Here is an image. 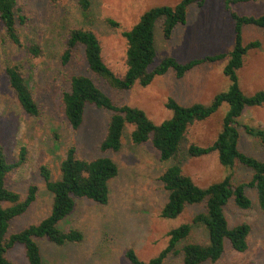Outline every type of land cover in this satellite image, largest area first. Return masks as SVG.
I'll use <instances>...</instances> for the list:
<instances>
[{"label":"rangeland","instance_id":"rangeland-1","mask_svg":"<svg viewBox=\"0 0 264 264\" xmlns=\"http://www.w3.org/2000/svg\"><path fill=\"white\" fill-rule=\"evenodd\" d=\"M89 1L91 7L85 14L73 0H16L20 15L25 17V23L17 25L20 45L12 44L4 31L0 32V147L10 162L18 159L20 148L26 150L24 163L7 177L6 187L22 199L30 186L37 188L35 201L10 223L9 234L39 224L50 213L52 196L40 175L42 166L57 180L60 163L70 147H74L77 157L83 160L101 156L99 145L105 136L110 113L87 105L81 127L72 130L64 117L60 97L69 89L73 75L90 77L113 103L142 110L154 125L172 117L166 108L169 98L183 107L197 103L210 105L216 95L229 88L223 70L233 47L234 33L224 0H206L201 8L189 7L185 24L176 26L168 40L162 35L161 22H157L154 29L156 58L152 66L167 57L182 64L220 54L226 55L225 58L204 62L180 79L169 70L147 87L135 85L123 92L110 89L87 70L81 47L73 51L68 63H62L61 55L69 32L73 29L92 31L100 43L104 63L117 77H122L126 70V44L121 32L132 28L150 9L174 7L181 0ZM232 9L240 15L259 16L264 13V0L236 4ZM107 20L117 23L119 28H112ZM243 41L260 43L258 49L247 53L242 68L237 71L240 89L248 96L264 90V32L245 27ZM33 44L41 48L40 56L34 57L27 52L26 48ZM9 66H17L23 73L39 109L37 116H29L19 107L5 76V68ZM227 110L228 105L223 104L207 120L192 125L180 144L182 172L200 188L227 175L235 185L250 180L248 169L239 165L222 167L216 153L199 158L187 155L191 144L199 147L212 144L221 131ZM239 123L264 129V106L246 109ZM132 130V126L125 128L119 151L106 153L118 169L117 177L109 184L107 204L77 200L74 211L59 224L64 232L79 231L82 241L56 246L36 239L44 264H129L125 258L128 250L146 262L167 247L169 231L182 224L192 225L193 217L204 212L203 204L187 205L175 219L160 217L167 193L159 177L177 162H160L150 143L133 144L130 141ZM239 130L240 151L264 161V147ZM246 193L251 208L241 210L230 201L224 214L229 228L240 224L250 227L247 250L237 253L226 242L224 255L217 264H264V215L257 205L255 191L247 189ZM206 242L204 227L192 225L190 236L177 246V252L167 254L162 264H181L184 245ZM6 257L15 264H26L21 246L10 249Z\"/></svg>","mask_w":264,"mask_h":264},{"label":"trees","instance_id":"trees-1","mask_svg":"<svg viewBox=\"0 0 264 264\" xmlns=\"http://www.w3.org/2000/svg\"><path fill=\"white\" fill-rule=\"evenodd\" d=\"M73 1L83 13L89 12L91 7L89 0ZM253 1L255 0H224V8L229 13L234 33L233 47L223 70L230 84L228 90L216 95L210 105L197 103L183 107L169 98L166 108L171 111L172 117L154 125L142 110L113 103L90 77L82 74L73 75L69 80V89L60 97L64 117L72 130L76 131L81 127L87 105L110 113L105 136L99 145L101 156L83 160L77 157L75 148L70 147L60 163V176L57 180L52 179L50 170L42 166L40 175L47 192L52 196L50 213L39 224L11 234L10 223L24 214L35 201L37 188L30 186L22 199L17 192L6 187L7 177L24 163L26 150L20 148L18 159L10 162L0 147V264H15L7 259L6 254L17 245L23 249L26 264H44L36 239H44L56 246L77 244L82 241L83 236L79 231L64 232L59 229V224L74 211L77 200H88L98 205L107 204L109 184L117 177L118 169L106 153L120 150L127 126L133 127L130 133V141L133 144L150 143L160 162L170 160L177 162L166 168L159 177L167 193L160 217L175 219L187 205H204V212L193 217L192 225L204 227L207 242L184 245L181 249V264H217L224 255L226 242L237 253L247 250L250 227L247 224H240L229 228L224 208L230 201L238 209L251 208L252 203L246 190L253 189L257 205L264 215V161L239 149V129L264 147V129L239 123L246 109L264 106V90L247 96L240 89L237 77V71L242 68L247 53L260 47L258 41L244 43L243 29L254 27L264 32V13L259 16L240 15L233 11L232 6ZM205 2L206 0H181L174 7L152 8L145 12L132 28L122 31L121 36L126 44V70L122 77H117L106 66L102 59L100 43L90 30L73 29L69 32L61 61L63 64L68 63L73 51L81 47L87 70L110 89L118 92L129 91L135 85L147 87L156 77L165 75L169 70L173 72L175 78L180 79L198 65L215 62L226 55L205 57L185 64L167 57L153 67L156 58L155 25L161 22L162 35L168 40L176 26L185 24L189 7L201 8ZM24 23L25 17L20 15L16 0H0V32L3 30L12 44L20 45L17 25L22 26ZM107 23L114 29L119 28L112 20H107ZM26 49L34 57L42 53L41 48L35 44ZM5 76L21 110L29 116H37L38 106L21 70L17 66H9L5 68ZM223 104L228 105V110L222 119L221 131L216 139L206 147L191 144L187 148V155L199 158L216 153L222 167L242 166L251 172V177L247 183L235 185L231 176L227 175L206 188H200L182 172L179 161L180 144L192 125L207 120ZM192 225L182 224L169 231L167 247L155 258L146 262L141 261L134 251L128 250L125 253L126 260L129 264H162L167 254L177 252V246L190 236Z\"/></svg>","mask_w":264,"mask_h":264}]
</instances>
